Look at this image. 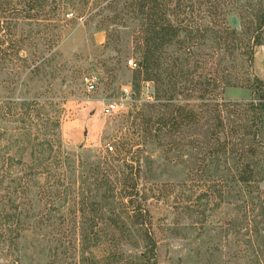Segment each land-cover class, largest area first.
Segmentation results:
<instances>
[{
  "label": "trees",
  "instance_id": "obj_1",
  "mask_svg": "<svg viewBox=\"0 0 264 264\" xmlns=\"http://www.w3.org/2000/svg\"><path fill=\"white\" fill-rule=\"evenodd\" d=\"M224 2L0 0V64L22 60V67L27 69L31 60L34 67L28 74L32 73V79L26 73L22 86H28V77L36 84L47 76L53 91L45 99L39 92L41 86L34 85L31 90L38 92L33 97L19 95L9 101L0 97V139L9 135L30 146L29 153L23 152L29 154L28 158L0 155V254L14 258L16 264L24 232L34 230L44 232V237L52 241L49 251L53 262L76 260L77 256L78 264H158L149 198L140 188L141 161L103 155L85 172L80 168V155L68 151L63 144L65 110L54 93L61 69L54 62L61 56L60 42L80 18L85 25L97 21L106 30L108 40L104 47L115 32L133 25L141 45L137 71L144 80L155 83L160 97L174 99L178 95L190 100L176 104L170 117L173 127L181 128L190 121L199 124L205 119L204 113H215L217 126L226 136L223 140L214 138L209 151L224 155L230 165L236 160L234 166L241 173L247 154H256L257 150L245 144L244 135L234 140L240 125L233 128L216 113L222 108L236 114L237 108L245 104L211 102H217L227 87L253 88L258 83L256 91L262 89L264 83L252 73V68L255 48L263 39L264 3L247 6L251 16L241 15L242 29L238 30L228 24L230 5ZM60 22H65L63 30ZM171 47H176L174 52ZM29 53L32 58L27 57ZM67 70L64 77L70 81L83 73L72 65ZM107 70L114 72L115 68ZM13 83L18 82L14 79ZM250 107L258 108L254 102ZM136 137L124 139L118 150L121 156L137 152ZM260 143L263 145L264 141ZM116 161L121 162L119 166ZM250 167L247 173L254 171ZM242 177L239 174V180L246 179ZM108 179L118 181L119 197L111 198L102 191V184ZM125 244L141 245L140 255L127 254L122 249Z\"/></svg>",
  "mask_w": 264,
  "mask_h": 264
},
{
  "label": "rangeland",
  "instance_id": "obj_2",
  "mask_svg": "<svg viewBox=\"0 0 264 264\" xmlns=\"http://www.w3.org/2000/svg\"><path fill=\"white\" fill-rule=\"evenodd\" d=\"M224 1L230 5L227 22L238 30L242 29L241 15L251 16V8L247 6L264 3V0ZM78 21L60 42L61 56L54 62L61 69L54 93L65 110L62 121L65 149L80 155L83 161L80 168L85 172L103 155L141 161L140 188L149 198L158 243V264H264V144L260 145L264 141V85L259 91L255 89L258 83L253 88L227 87L217 102H211V105L245 104L237 108L240 113L230 114L222 108L216 113L227 125H240L234 140L244 135L245 144L257 150L256 154H247L240 173L234 166L236 160L230 165L224 155L209 151L214 138L223 140L226 136L217 126L215 113H204L205 119L199 124L190 121L181 128L173 127L170 117L177 109L176 104L190 100L178 95L174 99L160 97L155 83L144 80L143 74L130 67V59L138 62L141 58V45L133 25L115 32L104 47L108 40L106 30L97 21L88 25L83 18ZM60 23L63 30L65 22ZM114 28L119 27L114 25ZM174 48L170 50L174 52ZM27 57H31L30 53ZM67 61L71 62L66 64ZM11 63L0 64L2 99L9 101L19 95L33 97L38 92L31 90L34 85L41 86L42 98L53 95L51 79L47 76L41 83L29 81L32 73L28 72L34 67L31 60L27 69L22 67V60ZM65 65L68 68L64 69ZM70 65L83 72L75 81L64 77ZM108 67L115 68L114 72H109ZM26 73L28 86L24 87L22 79ZM252 73L264 83V29L262 43L255 48ZM85 77H96V89L87 90ZM14 79L18 83L11 84ZM111 101L120 103L119 111L105 115L104 108ZM251 102L258 108H248ZM152 104L156 105L153 109ZM132 136H138L134 146L137 152L121 156L118 152L121 143ZM18 141L12 136H3L0 155L28 158L29 154L23 155V152L29 153L30 146ZM120 163L115 162L118 166ZM249 166L254 170L252 173H247ZM239 174L246 179L239 180ZM116 181L108 179L102 184V191L111 198L119 197L121 191ZM43 233L24 232L16 264H78L77 256L76 260L65 258L53 262L49 251L52 241ZM122 249L134 256L142 251L141 245L125 244ZM11 262L14 258L0 254V264Z\"/></svg>",
  "mask_w": 264,
  "mask_h": 264
},
{
  "label": "built area",
  "instance_id": "obj_3",
  "mask_svg": "<svg viewBox=\"0 0 264 264\" xmlns=\"http://www.w3.org/2000/svg\"><path fill=\"white\" fill-rule=\"evenodd\" d=\"M130 67L134 68V69H138L139 68V64L137 61L130 59L128 61ZM85 84L87 87L88 91H93L94 89H96V77H85ZM120 108V103L117 101H111L108 102L104 108V114L105 115H111L114 113H117L119 111ZM110 150H113V147L110 146L109 147Z\"/></svg>",
  "mask_w": 264,
  "mask_h": 264
}]
</instances>
